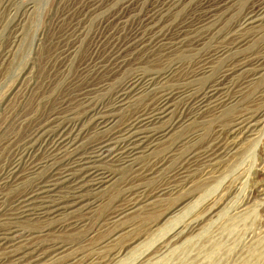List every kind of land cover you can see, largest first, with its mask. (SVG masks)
Instances as JSON below:
<instances>
[{"label":"rangeland","instance_id":"1","mask_svg":"<svg viewBox=\"0 0 264 264\" xmlns=\"http://www.w3.org/2000/svg\"><path fill=\"white\" fill-rule=\"evenodd\" d=\"M201 3L202 0H178L169 8L158 0H0V176L32 145L28 140L39 125L57 113H63L61 117L72 112L68 110L81 113L85 99L90 97L89 90H92L91 97L96 102H103L111 98L133 74H165V69L174 64L194 69L203 57L218 48L215 42L231 36L240 26L244 13L261 0H234L208 26L206 32L210 42L206 46L187 48L165 62L161 50L167 46L152 40L140 27V20L151 28L147 19L154 11L159 18L158 27L167 37L175 36L179 27L199 19ZM198 34L196 30L190 35ZM244 40L246 51L264 56V19L258 28L248 32ZM157 53L158 63L143 64ZM224 63L219 60L216 70L221 69ZM260 75L257 83L237 100L240 107L250 105L252 101L254 104L257 96L264 94V70ZM199 83L202 84L203 80ZM148 99L143 97V101L137 104H145ZM128 113L126 111L122 116ZM234 114L228 109L222 110L175 135L173 142L181 143L172 146L175 158L186 153L182 148L178 149L185 144V134L201 133L206 138L213 137L215 131ZM259 130L257 140L231 157L222 169L219 167V172L201 191L196 192L198 194L193 200L186 202L156 228L152 225L157 218L173 208L176 199L172 196L157 200L148 210L135 214L132 221L129 219L118 228V231L123 229V235L116 240H109L115 227L111 228L107 223V216L112 209L129 201L126 200L128 190L131 192L140 185L152 192L154 185L164 183L166 170L153 178L142 169L121 173L114 193L100 198L97 208L84 211L87 213L83 214L84 219L78 214L77 220L86 225L84 229L71 227L60 233L45 232L48 222L44 220L28 225L24 223L23 226L29 227L30 238L35 241L45 239V242L56 236L63 238L67 243L64 245L69 248L66 253L68 259L63 261L65 264H100L107 260L108 247L126 249L113 264H254L255 257L248 251L254 249L257 252L264 248V199L250 205L252 207L249 206L246 217H239L234 210L255 188V182L264 178V174L261 175L264 167V121ZM163 146L145 162L152 164L154 156L167 153L168 150L161 149H169L170 145ZM150 163L147 167L151 166ZM33 181L35 178H27L21 186L7 189L6 203L16 191L30 187ZM229 185L234 191L230 198L233 199L232 204L220 214L219 219H214L216 223L206 221L201 233L190 236H187L189 231L181 229V234L173 239L176 244L160 249L165 237L173 236L171 231L198 217L204 206ZM69 221L67 219L64 223ZM130 241L133 243L128 244ZM35 264L57 263L42 260Z\"/></svg>","mask_w":264,"mask_h":264},{"label":"bare ground","instance_id":"2","mask_svg":"<svg viewBox=\"0 0 264 264\" xmlns=\"http://www.w3.org/2000/svg\"><path fill=\"white\" fill-rule=\"evenodd\" d=\"M177 1L158 0L169 8ZM233 1L202 0L199 19L179 27L175 36L167 37L158 27L159 18L154 11L147 19L151 28L141 20L140 27L152 40L167 46L161 52L165 55V62H168L187 48L206 46L210 42L206 32L208 26ZM263 19L264 0H261L244 13L240 26L231 36L215 42L218 48L203 57L194 69L174 64L165 69V74H133L111 98L96 102L91 97L92 90H89L90 97L85 99L81 113L68 110L72 112L63 117V113H57L39 125L28 140L32 145L0 176V264H35L42 260L65 264L63 261L68 259L66 253L69 248L64 245L67 243L63 238L56 236L45 242V239L35 241L30 238L29 227L26 229L23 224L44 220L48 222L45 232L57 233L71 227L84 229L86 225L77 220L78 214L84 219L82 216L87 215L89 209L97 208L100 198L114 193L119 175L127 170L142 169L150 178L166 170L167 176L164 183L152 187V192L140 185L131 192L127 189L126 200L129 201L112 209L107 216V223L111 228L115 227L109 240L121 237L123 229L118 231V228L129 219L132 221L139 212L151 208L157 200L172 196L176 202L172 209H167L154 220L153 228L193 200L198 194L196 192L201 191L219 172V167L222 169L231 157L259 138V129L264 121V103H261L264 94L257 96L254 104H251L252 101L246 106L240 107L237 100L257 83L264 70V56L246 51L244 40L249 31L262 24ZM196 30L199 32L197 36L190 35ZM158 54L150 56L143 64L158 63ZM219 60L225 63L216 70ZM173 80L177 83H172ZM201 80L202 84L199 83ZM143 97L149 99L145 104H137L143 101ZM225 109L235 114L215 131L213 137L206 138L201 133L185 134V144L178 149L182 148L186 153L175 158L172 146L181 144L173 142L175 135ZM126 111L129 113L123 117ZM166 144L170 145L169 149L161 151L165 149L168 152L154 156V162L151 164L149 161L151 166L147 167L149 163L145 160ZM261 171V175L264 174V167ZM27 178H35V182L16 191L6 203V190L21 186ZM230 188L231 185L206 204L198 217L171 231L173 236L165 237L160 249L176 244L173 239L181 234V229L189 231L187 236H190L201 233L206 221L216 223L214 219H219L220 214L232 204L233 199L230 198L234 191ZM263 199L264 178L255 182V188L234 210L235 214L248 216L250 205ZM67 219L70 221L64 223ZM109 248L106 250L107 260L100 264H113L126 252V249ZM251 250L248 252L255 257L253 263H263L264 248L257 252Z\"/></svg>","mask_w":264,"mask_h":264}]
</instances>
